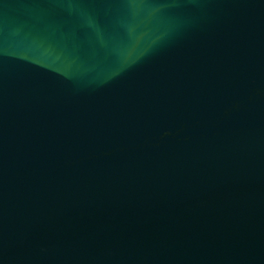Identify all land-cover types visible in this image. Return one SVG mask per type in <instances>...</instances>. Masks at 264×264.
Returning a JSON list of instances; mask_svg holds the SVG:
<instances>
[{
  "label": "water",
  "instance_id": "water-1",
  "mask_svg": "<svg viewBox=\"0 0 264 264\" xmlns=\"http://www.w3.org/2000/svg\"><path fill=\"white\" fill-rule=\"evenodd\" d=\"M0 264H264V0H0Z\"/></svg>",
  "mask_w": 264,
  "mask_h": 264
}]
</instances>
